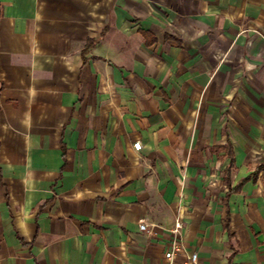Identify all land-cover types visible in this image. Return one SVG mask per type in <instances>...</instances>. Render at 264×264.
Listing matches in <instances>:
<instances>
[{"label": "crops", "instance_id": "crops-1", "mask_svg": "<svg viewBox=\"0 0 264 264\" xmlns=\"http://www.w3.org/2000/svg\"><path fill=\"white\" fill-rule=\"evenodd\" d=\"M177 220L264 264V0H0V264H166Z\"/></svg>", "mask_w": 264, "mask_h": 264}, {"label": "built area", "instance_id": "built-area-1", "mask_svg": "<svg viewBox=\"0 0 264 264\" xmlns=\"http://www.w3.org/2000/svg\"><path fill=\"white\" fill-rule=\"evenodd\" d=\"M135 150L141 149V144H134ZM183 223L177 220L174 229L171 230V240L165 252L166 264H199V256L196 253H189L187 246L181 237ZM139 229L141 232L148 231V225L145 220H140Z\"/></svg>", "mask_w": 264, "mask_h": 264}, {"label": "trees", "instance_id": "trees-1", "mask_svg": "<svg viewBox=\"0 0 264 264\" xmlns=\"http://www.w3.org/2000/svg\"><path fill=\"white\" fill-rule=\"evenodd\" d=\"M89 45H90V43H89ZM89 45H88V46H89ZM226 149H227V151H228V155H229V157H231V160H232L231 165H233V152H232V148L229 146V147H227ZM228 172H230V169H228L227 173H228Z\"/></svg>", "mask_w": 264, "mask_h": 264}]
</instances>
